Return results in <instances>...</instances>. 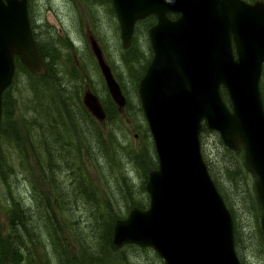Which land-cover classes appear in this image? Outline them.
Segmentation results:
<instances>
[{"label":"water","instance_id":"water-1","mask_svg":"<svg viewBox=\"0 0 264 264\" xmlns=\"http://www.w3.org/2000/svg\"><path fill=\"white\" fill-rule=\"evenodd\" d=\"M233 1L111 0L122 49L130 44L136 20L149 15L156 19L148 29L152 59L136 87L156 167L147 171L146 208L132 207L113 223V249L148 248L162 264H240L231 215L200 153L203 129L215 132L227 150L242 153L264 238V110L259 92L264 4L239 3L236 8ZM170 13L177 17L169 20ZM87 40L109 99L120 111L125 105L120 88L95 41L90 36ZM14 57L30 74H46L30 33L26 0H0V118ZM81 104L97 122L104 120L89 91L82 92Z\"/></svg>","mask_w":264,"mask_h":264},{"label":"rangeland","instance_id":"rangeland-1","mask_svg":"<svg viewBox=\"0 0 264 264\" xmlns=\"http://www.w3.org/2000/svg\"><path fill=\"white\" fill-rule=\"evenodd\" d=\"M26 2L29 26L33 31V38L35 37L38 50L43 56L42 60L47 66L46 73L47 69H50V77L43 78L42 76L40 79L30 80L23 72L17 75L14 80L17 83V98L24 97V89L28 83L37 86L39 90H43L44 86H49L52 90L65 88L67 91L73 92L72 90L76 88L79 102L83 90L87 88L97 97L105 111V120L101 123L90 117L97 132L104 141H106L107 135H111L117 146L124 147L121 149L122 152H129V163L125 162V169L122 165L119 168H114L113 173L118 172L115 176L121 172L125 175L132 186L131 198L137 200L140 198L138 187L142 181V173L138 172L140 171L139 165H137L139 158H136L134 162L131 160L142 155L140 158L143 160V165L149 169L156 167L153 143L136 95L137 78L149 58L145 35L140 33L139 26L135 27L130 47L127 50H122L115 17L105 0H27ZM88 35L97 42L103 60L110 68L124 98V108L117 114L115 105L109 99L97 65L90 54L87 44ZM42 90L40 91L42 92ZM259 90L264 102V66L259 79ZM13 97H15V93ZM19 106L20 103L18 108ZM83 109L85 110V108ZM15 116L17 117L16 110L12 118ZM3 121V118H0L1 124ZM76 121L79 128L84 131L87 127L85 119L76 115ZM202 139L203 149L207 161H210V166L212 165L213 176L218 183L219 191L226 196L229 204L227 209L240 230L239 253L242 264H264V241L259 237L260 232L258 233L260 209L255 202L252 180L247 174L246 183H243L242 176H240L241 178L237 179V186L234 189L225 176L223 177L225 181L222 179L224 167L236 170V163L243 165L242 155L235 158L221 142L219 144L216 141L213 133L203 134ZM7 145L8 143H4V137H0V156H4L2 153L6 150L11 152L4 160L0 159L1 235L7 229L5 221L8 215L7 204L11 200L22 202V195L25 199L29 196L26 177L32 178L35 182L38 178V170L33 167L29 158H27L29 162H26L25 167L22 165L26 160L22 158V155H29L25 145L20 141H13L6 149ZM121 151L117 148L116 154H120ZM80 152L82 155L76 168L84 180L92 174L96 177L102 175L105 177L108 172L109 176L108 167L103 159L99 158L97 150L87 148L86 153L90 156L91 161L84 158L86 153L83 147L80 148ZM98 158L99 162L94 163ZM124 160L127 159L123 158V163ZM9 162H13L16 166L13 175L8 167ZM93 164L96 165L92 166ZM64 177L65 175H62L58 180L62 181ZM65 179L68 180L66 177ZM23 180L25 184H23ZM84 182L86 183V181ZM38 184L35 183V185ZM101 187L102 197L105 199L106 185L101 182ZM109 187H111L110 184ZM40 189L44 190L43 185ZM121 197L127 200L130 195L122 194ZM73 210L71 216H60L61 218L58 219L55 215L56 219L66 221L67 226H70L73 221V224L77 225V229L67 236L73 251L79 246L91 251L89 255L94 257L93 260L98 264H162L156 254L148 248L123 247L119 250L106 252L105 246L101 243L100 230H95L90 226L88 207L79 205ZM93 260L91 258L87 260L88 264H94Z\"/></svg>","mask_w":264,"mask_h":264},{"label":"trees","instance_id":"trees-1","mask_svg":"<svg viewBox=\"0 0 264 264\" xmlns=\"http://www.w3.org/2000/svg\"><path fill=\"white\" fill-rule=\"evenodd\" d=\"M35 46L39 56L43 58L36 43ZM13 64V80L1 95V118L4 121L2 124L0 122V137H4V143H8L6 149L13 141H20L25 145L29 155H22V158L26 159L22 165L25 167L27 158H29L33 167L38 170V178L35 182L32 178L26 177L29 196L25 199L22 195V202L11 200L6 206L7 229L3 235L0 233V264H88L87 260L94 259L89 255L91 251L85 250L81 246L76 247L73 251L72 244L68 242L67 236L77 229V225H74L73 221L70 226H67L66 221L58 219L61 218L60 216L73 215V209L79 205L87 206L90 210V226L95 230H100L101 243L105 246V251L116 250L111 247L113 223L118 219L125 218L132 207L140 210L146 208L147 197L144 192V184L149 168L142 164L143 160L140 158L142 155L131 160L134 162L136 158H139L137 162L139 167H137L140 170L138 172L142 173V181L138 187L140 198L137 200L131 198L132 186L125 175L121 172L115 176L118 172L113 173L114 168H119L122 165L125 169V162L129 163V152H122L121 149L124 147L117 146L111 135L106 136V141L102 139L94 127L93 120L79 102L77 89L74 88L73 92H70L65 88L52 90L49 86H44L43 90L47 91L45 93L40 89L41 92L37 86L28 83L24 89V97L17 98V83L14 81L17 75L23 72L30 80L42 77L31 75L16 57L13 59ZM49 77L50 69L48 68L43 78ZM139 78L140 76L137 79ZM14 93L15 97H13ZM220 95L227 104L223 90L220 91ZM260 97L264 110L261 92ZM15 110L17 117L12 118ZM76 115L85 119L87 127L84 131L79 128ZM207 133H213L216 141L220 144L216 133L203 129L199 134L200 153L208 175L217 192L221 194L213 176L212 165L210 166V161H207L203 149L202 135ZM80 144L83 145L80 146ZM82 147L85 153L87 148L99 152V158H102L108 167L109 176L108 172L105 177L103 175L98 177L93 174L88 175L86 180L80 176L76 167L82 155L80 152ZM117 148L121 151L120 154H116ZM110 149L111 151H109ZM2 154L4 156H0V159L4 160L11 152L6 150ZM240 154L242 155L241 152H232L235 158H238ZM84 158L91 161L87 153ZM99 158L94 163L99 162ZM123 158L127 159L124 160V163ZM94 165L96 164L92 166ZM235 166L236 170L224 167L222 171V179L225 176L234 189L237 186V179L241 178L240 176H242L243 183H246L247 179L243 165L236 163ZM8 167L13 175L15 164L9 162ZM65 172L67 174H64ZM62 175H65L68 180L64 177V180L59 181L58 179ZM101 182L106 185L105 199L102 197ZM35 183L39 184L35 185ZM23 184H25L24 180ZM41 185L44 190L40 189ZM122 194L130 195V197L127 200L122 199ZM220 196L225 206H229L226 196L222 194ZM231 219L234 250L239 263L242 264L239 253L240 230L233 216ZM259 237L264 241L261 233H259ZM123 247L132 248L134 246ZM107 257H109L108 254ZM93 263L98 264L94 260Z\"/></svg>","mask_w":264,"mask_h":264},{"label":"flooded vegetation","instance_id":"flooded-vegetation-1","mask_svg":"<svg viewBox=\"0 0 264 264\" xmlns=\"http://www.w3.org/2000/svg\"><path fill=\"white\" fill-rule=\"evenodd\" d=\"M27 1V0H26ZM107 3H108V5H109V7L111 8V10H112V13H113V15H114V17H115V20H116V23H117V19H116V16H115V13H114V10H113V7H112V4H111V0H105ZM255 2H262L263 4H264V0H237L236 2L235 1H233V3H235V7L237 8V7H240V5H239V3H242V4H244V5H252V4H254ZM26 6H27V2H26ZM177 17V15L176 14H172V13H170V14H167V18L169 19V20H174L175 18ZM155 22H156V19H155V17L153 16V15H149V16H146V17H144V18H142V19H140V20H136L135 22H134V24H133V27H132V34H131V39H130V44H131V41H132V35H133V33H134V31H135V27H137V26H139V31H140V33L142 34H144L145 35V37H146V41H147V45H148V52H149V58H148V61H147V63H146V65L145 66H143L142 67V70H141V72L139 73V76H140V78L142 77V75L144 74V71H145V69H146V67L148 66V64L150 63V61H151V59H152V50H151V47H150V43H149V38H148V29L149 28H151L152 26H154L155 25ZM29 23V22H28ZM117 28H118V34H119V41H120V32H119V27H118V23H117ZM29 29H30V33H31V36H32V39H33V41H35L34 39H35V37L33 38V31H31V28H30V26H29ZM87 37H89V35L87 36ZM91 37V36H90ZM93 40H94V38L93 37H91ZM95 43H96V45H97V47L99 48V46H98V44H97V42L95 41ZM87 44H88V40H87ZM130 44H129V46L126 48V49H122L121 47V49L122 50H127L129 47H130ZM34 45H35V42H34ZM36 47V46H35ZM88 48H89V45H88ZM231 49H232V53H233V56L235 57V49H234V44H233V41H232V39H231ZM99 50H100V48H99ZM89 51H90V49H89ZM38 52V51H37ZM100 53H101V56H102V52H101V50H100ZM90 54H91V56L93 57V55H92V53L90 52ZM41 58V57H40ZM42 59V58H41ZM93 59H94V57H93ZM102 59H103V56H102ZM43 61V60H42ZM95 61V60H94ZM104 61V60H103ZM96 63V62H95ZM106 64V63H105ZM107 65V64H106ZM108 66V65H107ZM264 65H262V67H263ZM98 68V67H97ZM109 68V67H108ZM99 70V69H98ZM109 70H110V68H109ZM262 70V69H261ZM110 73H111V70H110ZM99 74H100V72H99ZM111 75H112V73H111ZM101 76V75H100ZM113 77V76H112ZM102 78V77H101ZM140 78L139 79H137V83H138V81L140 80ZM114 79V78H113ZM103 81V80H102ZM115 81V80H114ZM116 82V81H115ZM117 83V82H116ZM103 84H104V82H103ZM137 87V86H136ZM104 88H105V90H106V87H105V85H104ZM83 91H89L87 88H85ZM90 92V91H89ZM107 92V91H106ZM91 93V92H90ZM92 94V93H91ZM94 95V94H93ZM95 96V95H94ZM96 97V96H95ZM97 98V97H96ZM80 102H81V98H80ZM99 102V101H98ZM100 104V103H99ZM82 105V104H81ZM100 106H101V104H100ZM84 108V107H83ZM116 108V107H115ZM124 108V107H123ZM101 109L103 110V112H104V120H105V111H104V109L102 108V106H101ZM121 110H123V109H121ZM120 110V111H121ZM120 111H118L117 109L115 110V113L117 114L118 112H120ZM87 112V111H86ZM88 113V112H87ZM89 114V113H88ZM90 115V114H89ZM90 117H92L91 115H90ZM93 118V117H92ZM94 119V118H93ZM95 120V119H94ZM103 120V121H104ZM102 121V122H103ZM101 123V122H100ZM215 133V132H214ZM217 135V134H216ZM231 152V151H230ZM152 168H155V167H152Z\"/></svg>","mask_w":264,"mask_h":264}]
</instances>
